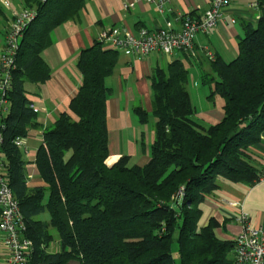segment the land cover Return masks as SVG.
Masks as SVG:
<instances>
[{
    "label": "trees",
    "instance_id": "1",
    "mask_svg": "<svg viewBox=\"0 0 264 264\" xmlns=\"http://www.w3.org/2000/svg\"><path fill=\"white\" fill-rule=\"evenodd\" d=\"M21 1L36 16L21 33L0 154L24 217V235L33 242L24 264H235V242L218 235V222L212 218L199 226L200 204L219 188L220 178L248 186L261 179L248 150L264 131V15L244 25L235 59H213L212 71L202 75L209 97L224 99L223 117L214 124L194 118L184 61L154 69L152 111L135 108L140 122L155 118L150 159L143 166L131 164L129 155L107 163L106 80L120 51L99 40L82 49L77 60L82 83L70 111L44 130L36 154L47 186L30 188L27 162L14 143L38 125L26 85L50 79L43 52L52 32L79 18L86 0ZM0 18L10 20L1 5ZM56 241L58 249H50Z\"/></svg>",
    "mask_w": 264,
    "mask_h": 264
},
{
    "label": "crops",
    "instance_id": "2",
    "mask_svg": "<svg viewBox=\"0 0 264 264\" xmlns=\"http://www.w3.org/2000/svg\"><path fill=\"white\" fill-rule=\"evenodd\" d=\"M124 1L86 0L79 18L69 20L53 30L52 44L43 52L45 61L51 67L50 79L41 84L29 82L32 85L30 88L29 83L26 85L28 97L33 101V108L37 109L38 124L29 130L21 147L27 162V184L30 188L47 186L40 176L35 158L43 142L44 130L54 125L60 113L70 111L71 99L82 83V75L77 68L81 50L93 45L104 30L112 27L125 26L137 32L141 27L158 29L165 27L169 22L174 28L180 29L183 16H203L212 0H170L165 4L163 12H160L155 4L145 0H140L134 7L126 10L123 7ZM12 2L13 6L10 0L9 10L13 14L23 4L21 0ZM248 3L249 0H230L223 18L211 32L199 34L194 54L175 51L171 55L157 52L137 57L120 52L116 69L106 80L108 87L111 88L107 101L110 147L108 165L114 164L123 155L131 156L130 162L134 161L132 164L140 166L149 161L150 146L154 140L144 149L138 146L143 131L140 132L141 123L136 118L135 108L142 105L135 106L134 102L142 100L145 104L142 107L152 111L150 77L154 69L166 68L172 61L180 59L193 72L195 81L196 78L202 79L203 73L212 71L213 59L221 57L227 62L235 59L239 51V40L245 35L244 25L248 22L257 24L264 15V4L259 9H250ZM11 22L12 19L6 21L5 25L8 26ZM4 44L5 41L0 51ZM210 56L213 58L210 59ZM189 85L190 81L188 88ZM196 92L200 93L201 90ZM222 117L221 111L212 109L211 115H206L202 121L214 124ZM263 137L264 131L261 134V141L248 150L260 171L264 170ZM200 207L202 209L200 227L207 225L213 218L218 222V235L222 239L234 240L242 231V225L236 220L242 211L248 214L251 226H264V178L253 186L220 178L219 188L207 195ZM0 259L4 261L3 264H7L4 248L0 252Z\"/></svg>",
    "mask_w": 264,
    "mask_h": 264
},
{
    "label": "built area",
    "instance_id": "3",
    "mask_svg": "<svg viewBox=\"0 0 264 264\" xmlns=\"http://www.w3.org/2000/svg\"><path fill=\"white\" fill-rule=\"evenodd\" d=\"M45 1V0H41ZM140 0H125L124 9H130ZM155 4L160 12L170 0H145ZM10 5V0H5ZM230 0H212L209 8L201 17L183 16L180 29L167 23L165 27L148 29L141 27L137 32L125 26H117L104 30L100 37L106 47L114 48L126 54L145 57L152 53L173 54L181 51L194 54L196 39L200 33L209 34L224 16V10ZM264 0H249L250 9H259ZM172 11V9H171ZM12 22L6 27V41L0 54V144L3 139L2 117L9 109L8 91L11 88L12 70L19 49V41L24 28L35 18L33 10L21 6L13 12ZM235 21V20H233ZM213 57L210 56V59ZM37 111V109H34ZM264 141V137H263ZM14 143L19 147L24 145V137H17ZM264 178V170L261 179ZM185 194L180 191V197ZM0 240L7 254V264H24L33 242L25 237L26 224L20 211L18 201L10 187L8 178L4 175V159L0 154ZM236 220L242 225L241 233L234 238L235 264H264V226H251L249 216L241 212Z\"/></svg>",
    "mask_w": 264,
    "mask_h": 264
},
{
    "label": "rangeland",
    "instance_id": "4",
    "mask_svg": "<svg viewBox=\"0 0 264 264\" xmlns=\"http://www.w3.org/2000/svg\"><path fill=\"white\" fill-rule=\"evenodd\" d=\"M11 4L13 6V2L11 0ZM11 4L8 6L6 5L5 0H0V5L4 8L5 10V14L7 16H9V19L12 18V12L9 10ZM17 10V9H16ZM6 25H5V21L0 18V50H1V45L3 44L4 41H6V36H5V31H6ZM7 33V32H6ZM1 54V51H0ZM189 81H190V85H189V90L192 94V101H193V105L195 107V115L194 118L195 119H200L202 120L206 115H211L212 113V109L215 110H219L223 113V104H224V99L219 95V94H215V96L213 98L209 97L210 93H211V88L208 84H205L203 82V80L201 78H196L194 81V76H193V72L190 70L189 73ZM197 82V83H195ZM32 85L29 83L28 84V88H30ZM201 90L200 93H197L196 91ZM140 100H137L136 102H134V105H142L144 106V102L141 100V102H139ZM145 108V107H143ZM146 110V108H145ZM147 112L151 113V111L146 110ZM137 114V113H136ZM136 115V118L139 119V116ZM140 120V119H139ZM141 124H139V129L140 132H142L140 139H139V144L138 146L140 148H145L146 145H149L153 140H154V135H155V118L153 116L150 117V120L146 123H142L139 122ZM136 124V123H135ZM130 133V131H129ZM132 130L130 133V136H132ZM133 160V159H132ZM131 164L134 163V161L130 162ZM50 249L52 250H57L58 249V242L56 241L55 243H53V245L50 247ZM177 249H178V245L177 243H174L173 245V252L175 253V255L177 256ZM3 250V246L1 244V240H0V252H2ZM4 261H2L0 259V264H3Z\"/></svg>",
    "mask_w": 264,
    "mask_h": 264
}]
</instances>
